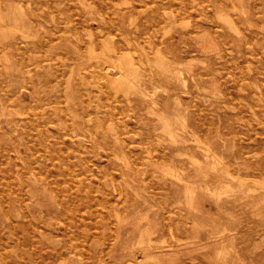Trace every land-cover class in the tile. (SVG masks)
Segmentation results:
<instances>
[{"label": "rangeland", "instance_id": "1", "mask_svg": "<svg viewBox=\"0 0 264 264\" xmlns=\"http://www.w3.org/2000/svg\"><path fill=\"white\" fill-rule=\"evenodd\" d=\"M0 21V264H264V0H0Z\"/></svg>", "mask_w": 264, "mask_h": 264}, {"label": "bare ground", "instance_id": "2", "mask_svg": "<svg viewBox=\"0 0 264 264\" xmlns=\"http://www.w3.org/2000/svg\"><path fill=\"white\" fill-rule=\"evenodd\" d=\"M164 14V13H163ZM165 15V14H164ZM18 21V20H17ZM132 21V20H131ZM1 22V21H0ZM189 22V21H188ZM2 23V22H1ZM1 23H0V31H1V33L2 34H5L6 33V30H5V28L3 27V25H1ZM127 23V22H126ZM129 24L131 25L132 23L131 22H129ZM177 25V24H176ZM174 26H175V24H174ZM11 29V28H10ZM169 29V28H168ZM12 30V29H11ZM13 31V30H12ZM163 31V30H162ZM14 32V31H13ZM18 32V31H17ZM21 35V37H24V35H22V34H20ZM163 37V36H162ZM157 52V51H156ZM88 53H90V52H88ZM102 54V53H101ZM156 54V53H155ZM94 55H95V53H94ZM97 55V54H96ZM104 56V55H103ZM99 57H102V56H99ZM125 58H126V56L125 55H119L118 56V61H117V63H113L111 60H109V59H106L105 60V63H106V66H105V73L102 75L101 74V76H97V82H98V84H99V87L100 88H108V87H113V89H114V86L115 85H117V83H120V82H127V83H129V85H130V87L131 88H134L135 89V87H134V85H133V83H130V81L127 79L128 78V75L126 76V74L128 73V71H127V67L126 66H128V63H127V61L125 60ZM153 58V57H152ZM93 59H94V57H93ZM155 59V58H154ZM153 60V59H152ZM129 61V60H128ZM156 61H157V59H156ZM131 63V62H130ZM154 63H156V62H154ZM131 66H133L132 64H131ZM137 68V67H136ZM138 71V70H137ZM102 72V71H101ZM133 72V71H132ZM134 73H136V72H134ZM129 74V73H128ZM133 75V74H132ZM130 76V75H129ZM131 77H129V79H130ZM132 80V79H131ZM134 81V80H133ZM121 84V83H120ZM118 86V85H117ZM110 87V88H111ZM116 88L117 87H115V89H114V91H115V93L116 92H118L119 90L117 89V91H116ZM118 88H120V87H118ZM129 89V88H128ZM138 89V88H137ZM137 89L136 90H134L135 92L137 91ZM156 90H157V88H156ZM155 90V91H156ZM108 92H109V90H108ZM137 92H139V93H141V91H139V89H138V91ZM145 92V91H144ZM154 93V92H153ZM114 95H116V94H114ZM143 96V95H142ZM146 97V96H145ZM155 105V104H154ZM152 111V110H151ZM178 115V114H177ZM176 115V116H177ZM255 116V115H254ZM180 117V116H179ZM166 118H162V120H165ZM178 119V118H177ZM182 119V118H181ZM183 121V120H182ZM181 121V122H182ZM165 122V124H164V129L165 130H167V123H166V121H164ZM169 131V130H168ZM174 141V140H173ZM172 143V142H171ZM206 147V146H205ZM220 165V164H219ZM225 170V169H224ZM226 171V170H225ZM228 172V171H227ZM224 173H226V172H224ZM223 173V174H224ZM227 176H230V173L229 174H227ZM247 180H249V179H247ZM252 181V180H251ZM254 181V180H253ZM258 181V180H257ZM259 182V181H258ZM257 182V183H258ZM241 188V187H240ZM231 192V191H230ZM190 196V195H189ZM217 196V195H216ZM197 198V197H196ZM186 206V205H185ZM81 213V212H80ZM141 239V238H140ZM139 239V240H140ZM142 240V239H141ZM191 241H193V240H191ZM144 242V241H143ZM180 242V241H179ZM185 242V241H184ZM140 243H141V241H140ZM139 244V243H138ZM142 245H145V243L144 244H142ZM141 244H139L138 246L140 247V246H142ZM148 245L146 244V247H147ZM145 246H142L141 247V249H143ZM145 247V248H146ZM149 247V246H148ZM136 248H137V245H136ZM138 249V248H137ZM133 250V249H132ZM145 250V249H144ZM143 250V251H144ZM147 250V249H146ZM142 254V253H141ZM147 257V256H146Z\"/></svg>", "mask_w": 264, "mask_h": 264}]
</instances>
